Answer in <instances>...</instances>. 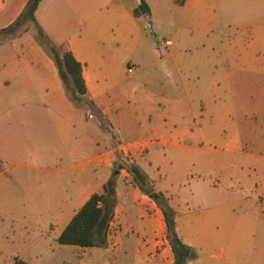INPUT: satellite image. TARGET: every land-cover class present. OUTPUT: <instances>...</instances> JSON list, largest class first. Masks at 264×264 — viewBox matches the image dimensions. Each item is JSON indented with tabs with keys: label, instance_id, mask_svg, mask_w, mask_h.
Returning a JSON list of instances; mask_svg holds the SVG:
<instances>
[{
	"label": "crops",
	"instance_id": "1",
	"mask_svg": "<svg viewBox=\"0 0 264 264\" xmlns=\"http://www.w3.org/2000/svg\"><path fill=\"white\" fill-rule=\"evenodd\" d=\"M27 1L0 0V29L20 15ZM140 1L41 0L38 4L35 16L44 34L81 62L85 100L94 113L85 114L69 97L51 55L34 39L27 52L0 54V90L9 88L6 94L13 103L44 108L19 122L32 129L30 138L37 150L46 149L47 172L63 184L62 204L47 210L52 219H64L55 228L57 237L115 174L116 163L129 164L122 158L133 157L131 162L167 197L177 212L179 236L193 247L180 228L184 219L193 229L237 233L247 217L231 211V204L264 200V81L258 101L244 94L247 74L264 76V0H145L150 13L135 15ZM162 25L178 27L206 43L205 50L191 51L182 63L175 62L176 77L166 72L165 65L176 52L157 58L158 49L149 41V28L155 33ZM6 44L14 49L22 46L19 39ZM144 50L150 60L142 67L152 68V90L140 85L126 89L120 82L125 58ZM165 76L183 92L167 97ZM95 115L102 117L100 121ZM43 135L45 139L39 140ZM203 140L217 145L203 146ZM4 156L0 150V160ZM219 195L225 199L218 200ZM116 196L108 243L114 241L116 250L123 245L126 252L131 240L126 235L134 232V221L140 232L154 225V214L163 212L126 169L116 174ZM190 202L201 208H189ZM117 223L119 228L111 233ZM163 223L165 219L158 217L161 229ZM72 246L82 252L101 248ZM16 260L30 264L16 254L7 264ZM94 261L105 264L106 260L101 256Z\"/></svg>",
	"mask_w": 264,
	"mask_h": 264
},
{
	"label": "rangeland",
	"instance_id": "2",
	"mask_svg": "<svg viewBox=\"0 0 264 264\" xmlns=\"http://www.w3.org/2000/svg\"><path fill=\"white\" fill-rule=\"evenodd\" d=\"M155 30L154 33L149 28L148 35L150 43L158 49L157 58L166 57L170 50L176 52L175 57L166 58L165 63L166 72L172 71L173 77H176L173 71L176 61L182 63L186 53L206 49L205 42L194 40L190 33L180 31L178 27L162 25ZM12 39H19L22 46L14 49L11 44H6ZM33 39L41 44L37 27L32 22L25 23L14 35L0 33V54L3 52L13 54L20 49L27 52ZM166 40H170L172 44H166ZM143 47L147 51V46ZM149 60L145 56V50L125 58L124 73L120 75L123 87L132 90L140 85L142 88L152 90L153 83L149 75L152 68L142 67V63H148ZM246 77L244 94L247 99L258 101L262 92L260 83L264 81V76L247 74ZM164 88L167 97L183 92L181 87L176 89L167 76ZM4 91L0 90V150L6 155L0 160V171L6 169L0 175V264H7L14 254L27 258L30 264H97L94 260L101 256L106 260L105 264H173V252L166 238V223H163L162 229L158 225V217L164 220L161 212L154 214V225L149 229L138 232L139 223L134 221V232L130 231L126 235L131 238L126 252L123 245L116 250L114 241L99 249H86L85 252L74 249L72 245L57 242L55 228L61 227L64 219H52L48 216L47 210L62 204L63 184L56 178L57 176L47 172L49 164L46 162V149L37 150V144L30 138L32 129L19 122L21 117L33 116V113L44 108L21 102L13 103L6 94V91L11 90L7 88ZM75 104L83 108L87 115L95 111L91 103ZM101 118L100 115H95L96 121H100ZM44 139L43 135L39 140ZM202 145L213 147L217 144L203 140ZM115 155L118 158L122 156L118 151ZM133 159L128 157L127 162L133 163L131 162ZM18 162L21 164L13 165ZM31 164H37L40 168L30 167ZM88 166L90 165L87 164ZM14 175L21 178H13ZM133 183L135 184L134 181ZM242 190L248 191L247 188ZM223 198L220 195L217 197L218 200ZM200 206L197 202L189 203L191 209L201 208ZM230 209L235 213L242 212L247 217L237 233L214 231L209 228L193 229L189 219L183 220L180 228L186 240L192 242L198 253V257L190 264H264V200L257 198L243 203H233ZM119 226V223L113 225L111 233ZM47 227H51V232L45 231Z\"/></svg>",
	"mask_w": 264,
	"mask_h": 264
},
{
	"label": "trees",
	"instance_id": "3",
	"mask_svg": "<svg viewBox=\"0 0 264 264\" xmlns=\"http://www.w3.org/2000/svg\"><path fill=\"white\" fill-rule=\"evenodd\" d=\"M41 0H28L20 15L8 26L0 29V33L14 35L27 22L36 25L40 42L51 55L63 85L69 97L75 102H87V88L83 77V68L71 51H64L45 34L37 23L35 12ZM135 15L149 14L150 9L145 0L134 10ZM115 169H126L141 192L148 195L161 208L166 223V238L173 252V264H187L198 257L197 251L186 244L179 236L176 228L177 212L169 204L167 197L154 189L153 181L136 164L116 163ZM116 196V174H113L102 186L100 192L93 193L83 206L74 214L69 223L57 237L62 245L81 247H104L108 244V234L113 220ZM14 264H26L16 260Z\"/></svg>",
	"mask_w": 264,
	"mask_h": 264
},
{
	"label": "built area",
	"instance_id": "4",
	"mask_svg": "<svg viewBox=\"0 0 264 264\" xmlns=\"http://www.w3.org/2000/svg\"><path fill=\"white\" fill-rule=\"evenodd\" d=\"M165 43L169 45V44H171V41H170V40H166V42H165ZM122 161H124V162H125V161H127V159H126V158H122Z\"/></svg>",
	"mask_w": 264,
	"mask_h": 264
},
{
	"label": "water",
	"instance_id": "5",
	"mask_svg": "<svg viewBox=\"0 0 264 264\" xmlns=\"http://www.w3.org/2000/svg\"><path fill=\"white\" fill-rule=\"evenodd\" d=\"M119 172V170H115L114 173L117 174Z\"/></svg>",
	"mask_w": 264,
	"mask_h": 264
}]
</instances>
